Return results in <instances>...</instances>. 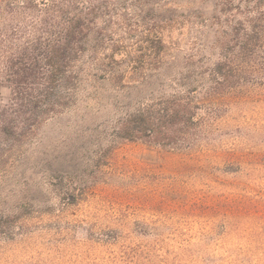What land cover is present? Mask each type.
I'll list each match as a JSON object with an SVG mask.
<instances>
[{
	"label": "rangeland",
	"instance_id": "rangeland-1",
	"mask_svg": "<svg viewBox=\"0 0 264 264\" xmlns=\"http://www.w3.org/2000/svg\"><path fill=\"white\" fill-rule=\"evenodd\" d=\"M77 1L97 14L66 106L18 116L0 71V264H264L263 76L203 94L190 147L112 146L124 113L211 66L264 2ZM3 2L10 33L37 18Z\"/></svg>",
	"mask_w": 264,
	"mask_h": 264
},
{
	"label": "trees",
	"instance_id": "trees-1",
	"mask_svg": "<svg viewBox=\"0 0 264 264\" xmlns=\"http://www.w3.org/2000/svg\"><path fill=\"white\" fill-rule=\"evenodd\" d=\"M1 9L6 14L16 9L23 16L37 14L35 20L22 19L13 33L7 31L4 18L0 22V71L11 87L10 110L34 120L63 108L83 79V71L75 67L85 52L89 18L97 14L96 9L77 0H4ZM255 12L237 20V27L231 29L236 32L223 38L211 66L185 71L177 88L141 101L124 113L112 146L115 141L144 139L178 148L193 145L203 94L213 96L235 83L264 77V12ZM100 70L103 77L125 75L110 64ZM70 195L67 193L68 199Z\"/></svg>",
	"mask_w": 264,
	"mask_h": 264
}]
</instances>
